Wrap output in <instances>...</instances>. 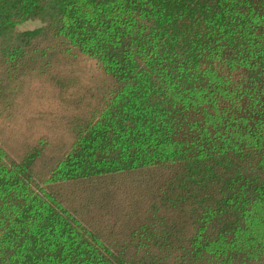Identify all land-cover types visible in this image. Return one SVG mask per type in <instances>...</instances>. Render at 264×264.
<instances>
[{
  "label": "trees",
  "instance_id": "obj_1",
  "mask_svg": "<svg viewBox=\"0 0 264 264\" xmlns=\"http://www.w3.org/2000/svg\"><path fill=\"white\" fill-rule=\"evenodd\" d=\"M0 264H264V0H0Z\"/></svg>",
  "mask_w": 264,
  "mask_h": 264
},
{
  "label": "rangeland",
  "instance_id": "obj_2",
  "mask_svg": "<svg viewBox=\"0 0 264 264\" xmlns=\"http://www.w3.org/2000/svg\"><path fill=\"white\" fill-rule=\"evenodd\" d=\"M35 24H29V25H27V27H29V28H31V27H33Z\"/></svg>",
  "mask_w": 264,
  "mask_h": 264
}]
</instances>
